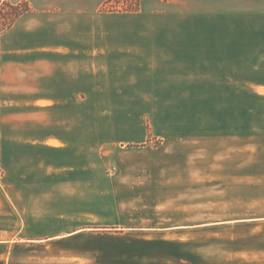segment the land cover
<instances>
[{
    "label": "crops",
    "instance_id": "0c3cea01",
    "mask_svg": "<svg viewBox=\"0 0 264 264\" xmlns=\"http://www.w3.org/2000/svg\"><path fill=\"white\" fill-rule=\"evenodd\" d=\"M29 4L0 33V264H264V0H198L196 13ZM239 100L249 215L159 227L95 208V147L110 139L95 103Z\"/></svg>",
    "mask_w": 264,
    "mask_h": 264
},
{
    "label": "rangeland",
    "instance_id": "374dc122",
    "mask_svg": "<svg viewBox=\"0 0 264 264\" xmlns=\"http://www.w3.org/2000/svg\"><path fill=\"white\" fill-rule=\"evenodd\" d=\"M29 1L45 9L88 3L107 12L198 9V0H0V33L31 8ZM95 111L107 116L96 117L95 126L116 138L95 147V176L104 179L95 208L120 206L127 213L119 221L159 227L249 215V100L106 102L95 103ZM189 237L196 249L197 233Z\"/></svg>",
    "mask_w": 264,
    "mask_h": 264
},
{
    "label": "trees",
    "instance_id": "16d2710c",
    "mask_svg": "<svg viewBox=\"0 0 264 264\" xmlns=\"http://www.w3.org/2000/svg\"><path fill=\"white\" fill-rule=\"evenodd\" d=\"M18 15H19V14H17V16H18ZM17 16H16V17H17ZM16 17L11 18V19L8 21V23H6V25H5L4 27L6 28V27H8L9 25H11V23L15 20Z\"/></svg>",
    "mask_w": 264,
    "mask_h": 264
},
{
    "label": "built area",
    "instance_id": "2783aa9c",
    "mask_svg": "<svg viewBox=\"0 0 264 264\" xmlns=\"http://www.w3.org/2000/svg\"><path fill=\"white\" fill-rule=\"evenodd\" d=\"M1 175H2V172H1V169H0V177H1Z\"/></svg>",
    "mask_w": 264,
    "mask_h": 264
}]
</instances>
